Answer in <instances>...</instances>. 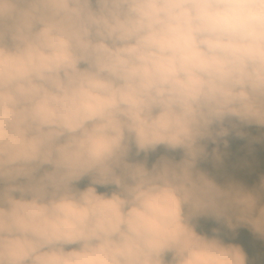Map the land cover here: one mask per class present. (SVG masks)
Segmentation results:
<instances>
[{"label":"clouds","instance_id":"9594fccd","mask_svg":"<svg viewBox=\"0 0 264 264\" xmlns=\"http://www.w3.org/2000/svg\"><path fill=\"white\" fill-rule=\"evenodd\" d=\"M250 127L264 0H0V264H251L264 178L200 167Z\"/></svg>","mask_w":264,"mask_h":264},{"label":"trees","instance_id":"16d2710c","mask_svg":"<svg viewBox=\"0 0 264 264\" xmlns=\"http://www.w3.org/2000/svg\"><path fill=\"white\" fill-rule=\"evenodd\" d=\"M245 131L248 136L240 138L233 134L227 138L229 141L227 147L220 145L221 163L219 165H215L210 158L200 167L207 170L217 182H238L250 185V190H258L261 179L264 178V130L250 127ZM253 137L261 138L254 140ZM213 147L215 145L209 144V152ZM86 183L87 181H84L81 187ZM98 191H105V189L98 188ZM260 197V204L264 205V191L260 192ZM215 227L218 225L214 221L201 218L197 230L211 234L212 228ZM224 239L225 242L237 243L244 248L251 264H264V239L253 235L248 228L241 226L235 235L228 233Z\"/></svg>","mask_w":264,"mask_h":264},{"label":"rangeland","instance_id":"374dc122","mask_svg":"<svg viewBox=\"0 0 264 264\" xmlns=\"http://www.w3.org/2000/svg\"><path fill=\"white\" fill-rule=\"evenodd\" d=\"M162 151V150H161ZM158 154H160V153H158ZM218 183H220V184H227V183H230V182H218ZM236 183H238V182H236ZM239 184H241V183H239ZM242 185H244L246 188H248V189H251V186L250 185H248V184H242Z\"/></svg>","mask_w":264,"mask_h":264}]
</instances>
